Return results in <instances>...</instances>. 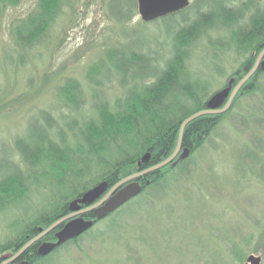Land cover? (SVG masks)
Wrapping results in <instances>:
<instances>
[{"label":"rangeland","instance_id":"374dc122","mask_svg":"<svg viewBox=\"0 0 264 264\" xmlns=\"http://www.w3.org/2000/svg\"><path fill=\"white\" fill-rule=\"evenodd\" d=\"M38 2L11 4L0 23V171L10 160L6 148L13 151V140L41 110L51 111L61 127L62 115L80 121L94 113L87 72L117 31L108 14L109 0H65L60 13L50 17L45 36L34 46H20L12 25L36 11ZM259 4L264 6V0ZM187 13L193 18V11ZM139 23L141 17L136 15L124 24ZM166 26L148 24L149 38L163 39ZM213 51L197 49L191 61L198 74L210 79L208 94L212 95L226 87L228 75L244 61L233 50L220 51L217 62L226 71L221 76L217 62L210 58ZM254 75L255 91L232 103L205 143L176 162L163 189L146 188L77 242L35 264H246L251 254L261 256L264 264V73ZM70 78L84 87L82 115L72 112L60 97ZM103 91L111 102L125 94L113 85ZM181 153L182 147L177 157ZM20 170L26 173L23 164ZM49 174L50 170L37 181L31 177L27 197L0 211V244L15 238L47 204L50 184L54 187V175Z\"/></svg>","mask_w":264,"mask_h":264},{"label":"trees","instance_id":"16d2710c","mask_svg":"<svg viewBox=\"0 0 264 264\" xmlns=\"http://www.w3.org/2000/svg\"><path fill=\"white\" fill-rule=\"evenodd\" d=\"M18 1L0 0V23L7 8ZM64 2L39 0L36 11L12 25L15 42L20 46H34L45 36L50 17L60 13ZM233 2L194 0L181 10L151 20L141 19L142 23L129 27L124 23L139 15L138 0H109L108 14L116 22L117 31L110 35V44L103 56L100 55L87 72L93 90L94 113L83 117L82 121L62 115L61 127L51 111L41 110L37 117H32L25 132L13 140L17 159L14 152L6 148L10 160L0 171V211L21 203L31 191L29 179L37 178V181L38 176L48 170V176L54 175L56 189L50 184L49 189H53L47 195V204L34 213L31 221L25 222L15 238L0 244V262L4 252L19 251L39 235L40 228L43 231L67 215L69 203L89 189L104 181L110 189L124 178L172 155L182 123L206 109L212 95L208 94L210 79L191 67L197 49L207 53L214 49L210 57L214 62L224 50H233L237 57L244 59L240 67L228 75L226 86L231 79L236 86L245 77L264 49V6L259 0L236 5ZM189 11H193V18L188 16ZM162 22L167 25L163 39L151 40L147 25ZM214 65L219 75H226L225 68L218 62ZM259 73L264 71L258 70L254 77ZM251 80L237 94L233 105L242 95L255 91L257 82L253 77ZM106 85L125 92L124 96L111 102L104 96ZM84 94L82 83L75 78L68 79L60 90V97L72 112L81 115ZM228 112L202 115L190 121L183 132L182 148H188L193 154ZM147 153L150 154L148 163L139 167L138 163ZM182 160L179 156L167 166L143 176V191L152 186L163 189L173 166ZM20 164L24 165L25 174ZM37 167L42 168V172H38ZM92 217V213H88L85 219H96L95 215ZM54 233L55 230L49 232L40 242L53 241ZM82 236L64 245L75 243ZM36 246L37 243H33L26 255L35 253ZM48 256L33 254L31 262L39 263Z\"/></svg>","mask_w":264,"mask_h":264},{"label":"water","instance_id":"95a60500","mask_svg":"<svg viewBox=\"0 0 264 264\" xmlns=\"http://www.w3.org/2000/svg\"><path fill=\"white\" fill-rule=\"evenodd\" d=\"M191 1L192 0H138V7L141 17L144 20H151L158 16L181 10L182 8L187 7ZM258 70L264 71V50L260 53L254 67L234 88L232 87L233 79H231L225 88L217 91L209 98L206 104V109L195 113L182 123L176 150L168 159L151 168L121 180L110 189L106 181L101 182L89 189L82 195V197L70 202L69 209L73 212L71 215L61 218L44 231H42L40 228L42 232L30 240L26 245H24L14 257L24 253L33 243L37 242L44 235L64 223L61 229L56 232L57 240L55 242H43L39 245V255L46 256L54 251L57 247L63 245L65 242L79 237L91 227H93L95 221L93 219H85L83 216H80L82 213L94 210L96 216L95 218L98 220L103 219L108 214L113 213L121 206L137 197L143 191V185L140 183L139 179L155 170L166 166L170 161L177 157L182 147L183 132L186 125L193 119L202 115L222 114L226 112L231 107L232 102L238 94L240 88ZM189 153L190 150L188 148H184L181 157L185 158ZM149 158L150 154H145L138 164L141 165L142 162L148 163ZM149 183L150 181H147V184ZM82 205H87L89 207L80 211ZM5 257H11V255L8 254L3 256V258ZM261 263V256L254 254L249 255L246 260V264ZM19 264H29V262L23 260Z\"/></svg>","mask_w":264,"mask_h":264},{"label":"flooded vegetation","instance_id":"af4514ba","mask_svg":"<svg viewBox=\"0 0 264 264\" xmlns=\"http://www.w3.org/2000/svg\"><path fill=\"white\" fill-rule=\"evenodd\" d=\"M258 59V58H257ZM257 59L255 60V62H254V65L256 64V62H257ZM145 180H143V179H141L140 180V182H141V184H143V182H144ZM89 206H87V205H82L81 206V209H80V211L81 210H85L86 208H88ZM73 212L72 211H69V213L67 214V215H65L64 217H66V216H69V215H71ZM88 213H92V216L94 217V215H95V211L94 210H92V211H87V212H85V213H82L80 216H83L84 218L86 217V215L88 214ZM92 217V218H93ZM66 222V221H65ZM97 221L95 220V223H96ZM64 225V223L62 224V225H60L59 227H57L56 229H54L55 230V233H54V237H55V239L53 240V241H56L57 240V238H56V232L58 231V230H60L61 229V227ZM96 225V224H95ZM54 230H52V231H54ZM51 232V231H50ZM48 234V233H47ZM45 236V235H44ZM43 236V237H44ZM43 237L42 238H40L37 242H35V243H37V250L35 251V253H31V254H29V255H26V251L24 252V253H22V254H20L19 256H16V257H14L17 253H18V251L17 252H13V253H10L11 254V257H6V258H3L2 260H1V262H0V264H19L20 262H22L23 260H26V261H28L29 262V264H32V262H31V256L33 255V254H35V255H39V253H38V246L43 242H40L42 239H43ZM62 247V246H61ZM61 247H59V248H57L56 250H54L53 252H51V254H53L54 252H56V251H58ZM51 254H49V255H51ZM12 257H14V258H12Z\"/></svg>","mask_w":264,"mask_h":264}]
</instances>
